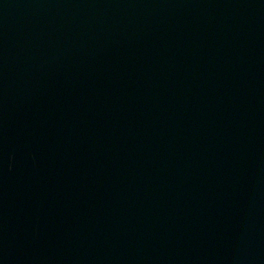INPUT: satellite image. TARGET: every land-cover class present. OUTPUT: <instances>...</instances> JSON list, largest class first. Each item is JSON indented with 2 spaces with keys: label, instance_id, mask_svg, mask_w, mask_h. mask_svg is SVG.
I'll list each match as a JSON object with an SVG mask.
<instances>
[{
  "label": "water",
  "instance_id": "obj_1",
  "mask_svg": "<svg viewBox=\"0 0 264 264\" xmlns=\"http://www.w3.org/2000/svg\"><path fill=\"white\" fill-rule=\"evenodd\" d=\"M0 264H264V0H0Z\"/></svg>",
  "mask_w": 264,
  "mask_h": 264
}]
</instances>
